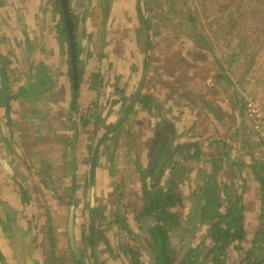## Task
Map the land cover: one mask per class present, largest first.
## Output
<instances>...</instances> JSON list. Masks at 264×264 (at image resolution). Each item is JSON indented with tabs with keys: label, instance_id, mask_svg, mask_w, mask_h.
<instances>
[{
	"label": "crops",
	"instance_id": "crops-1",
	"mask_svg": "<svg viewBox=\"0 0 264 264\" xmlns=\"http://www.w3.org/2000/svg\"><path fill=\"white\" fill-rule=\"evenodd\" d=\"M81 1L85 2V0H71V12L75 23L77 46L80 50L84 49L87 60L86 64L76 65L71 63L72 54L69 52L71 40L61 0H0V201L3 203L2 207L0 205V264H53L49 255L55 254L56 248L39 244V241L47 235L43 234L44 231L37 229L35 218L30 213V206H35L34 200H31V194L34 192L36 197L45 199L51 197L49 191L52 190V185L63 183V185L71 186L84 182L85 170L90 169L91 166L90 161H86L90 158L87 156L94 150L102 132H106L113 125L111 121L112 125L106 131L103 130L99 134L98 131L93 130V135L86 134L82 117L83 107L88 104L80 103L79 100L82 110L77 106L80 89L83 99L88 100L89 94L90 100L93 99L92 94L87 92L90 90L97 93L95 99L100 98L105 106L111 103L115 106L117 91H122L130 97L129 105L141 94H152L155 99L156 106L152 112L156 113V110L157 116L153 117L150 113L153 119L148 120L145 126L140 125V115L147 108L142 107L141 104L135 105L136 112L139 113L136 119L139 127L137 130L141 131L142 135L140 138L129 137L134 142L137 141L136 143H132L131 139H124L125 144L122 145V141H118L123 152H117L116 162L113 160L112 165L110 163L107 165L103 159L104 150H101L99 161L105 163V171H112L119 166L127 168L130 173L139 174H127L128 179L132 180L131 177L135 179L139 176L141 186L143 180H141L140 170L138 166L135 168L133 165L134 162L137 165L135 157L141 156V162L146 163L150 159L151 146V149L163 153L162 150L166 143L169 144L170 138L177 147L188 138L190 142L198 143L202 150L200 156L194 155L188 159L183 154L179 156L180 161L187 162L185 164L187 167L184 169L186 178L181 184L190 187L185 191L179 189L192 199L187 200L191 208H193V202L196 203L201 196L203 189L208 193L217 188L223 197L226 195L225 189L228 188H232L233 191L236 188L241 189L242 194L247 190L248 197L243 195L246 230L243 239L247 237L248 242L245 240L246 244L242 245L244 242L242 240L239 248L233 244L227 253L233 250L239 254L243 253L245 256L239 257L237 261L239 264V261L246 257L255 238L261 233L260 229L254 234L246 229L247 204L254 207L256 205L260 210L259 219L264 220V138L256 137L252 127L249 132L239 128L235 134L237 140L229 139L230 133L225 125L228 124L229 117L231 118V111L235 119L239 112L242 116L245 114L248 120L246 104H249V100L244 98L240 100L236 89H233L232 96L223 98L232 102L229 109L227 105L221 106L215 102L211 103V107L204 105L191 113L193 115L189 118V123H184L179 118L183 116L176 113L180 112V108L173 105L171 110L165 109L160 98L163 96L164 101H167L163 82L178 75L177 65L174 62H178L179 58L173 52L165 53L162 49L163 54H158L160 49L157 41L161 42L159 38L163 35L157 34L156 30L178 31L181 27L183 30L189 28V22L181 18V15L188 13L190 8L196 7V1L191 0L190 3L185 0H154V4L149 7V16L143 14L137 17L135 11V17L132 14L131 23L125 21L123 24L125 28H120L122 27L119 25L120 21L114 24L113 21L118 16L125 18L126 13L133 12L132 6L126 3L119 5L117 2L119 0H108L109 4L103 0L104 4L101 5L98 3L99 0H90L88 7H91V13L86 16L90 9L83 6ZM73 3L76 4L75 7ZM100 11L103 20L101 47H104L105 57L103 58L106 59L101 71L94 69L95 65L92 63L96 55L93 54L94 57H90V50L94 49V43L81 37L87 30L89 31L90 24L94 25L92 21ZM105 13H109L107 18L110 16L107 19V25ZM165 13L171 15V21L165 19ZM153 15L154 19L148 21ZM141 21L145 23L148 21V23L144 25ZM142 25L146 32L150 28L147 33L151 37L150 42L145 37L148 35L144 36L140 33ZM130 29L133 31L129 32ZM155 34L160 37H155ZM170 34L173 35V33ZM108 35L111 37H107ZM157 58L163 63L173 64L170 65L173 67L167 73H162L158 67L156 71L152 69L150 71L148 67L143 68L144 61ZM224 72L228 74L227 70ZM155 82L156 85L153 86ZM212 83L207 81L208 90L216 91L217 88H213L215 84L212 85ZM174 84L176 79L171 81V88L175 87ZM197 89L199 90L200 87ZM205 92L200 89V92L195 91L194 94L202 101ZM219 100V104H222V99ZM66 106L70 107L69 110ZM85 111L89 116L91 115L87 123L95 117V125L100 116L96 112ZM106 114L105 112V117ZM72 118L73 121H70ZM181 135H183L182 138ZM75 136H80L82 141L72 142L70 138L74 140ZM208 136L210 141L207 140ZM202 138L208 141L205 144L206 147H202L204 143L201 141ZM218 142H220L218 148L212 151V146H216ZM106 143L109 142L105 141L103 144ZM133 146L135 148L131 149ZM84 149L86 153L82 161ZM111 152L112 155L116 152L115 146L111 148ZM192 153H196L195 148ZM119 156L122 159L118 158ZM172 168L173 163H169L159 173L163 182L169 178ZM98 169L100 180L103 181L104 170H100L101 164H98ZM99 182L97 185H102ZM106 183L114 185L117 181L111 175ZM70 186L67 189H70ZM37 189L38 192H36ZM93 193L95 194V191ZM115 202L118 200L112 199L108 200L107 204L112 205ZM221 210L225 211V206ZM131 215L127 221L130 222L131 225H129L133 231L136 224L138 227L143 226L142 222H147L143 219L135 223ZM31 216L34 219L30 218ZM211 225L212 222L201 225L203 232L208 234ZM196 236H200L199 232ZM197 241L199 240L196 239L193 243L196 246ZM212 241L215 242L214 239ZM98 250L100 251L99 248ZM139 251L141 260L145 264H157L156 250L155 253H151L149 262L143 255V251ZM62 253H64L63 249L57 250V254ZM72 254L75 259L74 249ZM208 257L204 264H213L211 256L208 255ZM204 258L201 255V259ZM84 263L87 264L86 261ZM123 263L128 264L130 261L123 256Z\"/></svg>",
	"mask_w": 264,
	"mask_h": 264
},
{
	"label": "rangeland",
	"instance_id": "rangeland-1",
	"mask_svg": "<svg viewBox=\"0 0 264 264\" xmlns=\"http://www.w3.org/2000/svg\"><path fill=\"white\" fill-rule=\"evenodd\" d=\"M153 0H119L117 1L120 4L126 3L129 6L133 7V12L126 13L124 16L125 18L118 16L113 21V24L116 22H119V25L122 26L120 28H125V21H128L131 23L132 14H134L133 17H135V11L136 16L140 17L143 14H147L149 16L150 11V3ZM189 1L191 3V0H185ZM73 2V1H72ZM104 2H107L106 4H109L110 1L104 0ZM200 2V5L194 6L193 9L190 8L196 16L200 17V19L204 21L205 25L201 28L200 31H196L195 28H193L190 25V28H187L186 30H183V28H179L178 31H171V30H156V33L160 36H157L155 34V37H160V41L158 42V47L160 51H158V54H163L162 50L165 51V53H172L176 55L179 60L178 62H174V64L177 65L176 69L177 74L175 78L169 80L166 82V80L163 82L165 87V97L167 101H164V97L161 96L162 104L165 107V109L171 110L173 108V105L175 107L180 108V112H176L178 114H181L183 117H179L182 119V122L189 123V118L193 115L194 110H198L201 107L209 106L211 107V103H218V105H227V109L230 108L232 102L223 99L226 98V96L230 97L233 95V89H236V93L238 97L240 96V100L246 99L249 100L248 103H252L257 106L264 107V0H198ZM70 8H71V0H69ZM83 6L87 7V9H90V12L86 15L89 16L91 13V7H88V5L91 3L90 0H85V2H80ZM99 5L104 4L103 0H99ZM180 3V2H179ZM193 4V3H192ZM76 4L73 3V7H75ZM200 6V7H199ZM242 7L241 10L237 11V7ZM72 9V8H71ZM118 13V12H116ZM138 13V14H137ZM109 13H105L106 17V25L108 23L107 19L110 18V16L107 18ZM165 19H171V15H167L165 13L164 15ZM184 20H190L191 18L188 17V15L183 16ZM182 18V16H181ZM123 19V20H122ZM150 19H154V15L151 16ZM238 21V30L242 32L240 37V34L238 32H235L232 28V21L235 23ZM148 21L145 23L141 21V23H144L146 25ZM214 21V23H207ZM102 22L101 19V11L97 15V17H94L92 24H90L91 28H89V31L87 30L85 32V35L81 36L85 40H89L90 43H94V49L90 50V57L96 55V58L94 59L95 63L92 62L95 65L94 69L102 70V68L105 65L106 59L105 57V50L104 47H101L102 41ZM223 24H227V27L224 29ZM141 27V26H140ZM142 31L140 32L141 35H145L146 29L142 25ZM136 30V29H135ZM244 30V31H243ZM133 30H129V32H132ZM170 33H173L171 35ZM82 35V33H81ZM202 35H206L209 40V46H206L204 44H200L196 42L194 39L196 37H201ZM107 37H111V35H108ZM231 37H233L231 39ZM246 37V38H245ZM142 39V37H141ZM238 40V42H237ZM246 40V41H245ZM105 41V39H104ZM245 42H247V45L245 46ZM240 42V44H239ZM162 49V50H161ZM70 52V48H69ZM70 56V55H69ZM93 56V57H94ZM80 58H81V64H86V57L84 55V49L82 48L80 50ZM155 59V58H154ZM100 63V64H99ZM173 64H166L161 62L158 58L156 60H147L143 62V68L148 67V69L151 71L157 70V67L159 70H162V73H167L168 70L173 67L170 66ZM220 70H227L228 74L220 71ZM157 75V74H156ZM161 75V74H160ZM163 75V74H162ZM231 75V76H230ZM233 78L234 85H231L230 80ZM157 79V78H156ZM176 79L175 90L174 88H171V81ZM207 81L213 82L215 86L213 88H217L216 91L208 90V84ZM226 81V83L224 82ZM166 82V83H165ZM190 84L187 88H185L186 85ZM75 85V84H74ZM156 85V82L153 86ZM224 85L225 87L223 88ZM222 86V87H221ZM197 87H200V89L205 90L204 98L202 101L198 99L197 96H195V91L200 92V89L198 90ZM212 88V89H213ZM220 89V90H219ZM87 92L92 94L93 99L90 100V94L89 99H83L82 91L80 89L79 97L77 98V106L82 110V107L78 103L80 100V103L84 102V104H88L86 107H83V117H82V125L85 128V132L87 135H90L93 130H96L99 132L106 131L112 124L111 121H113V125L117 123L118 120H120V117L125 111H128L129 104H130V97L126 95V93H123L122 91H117L116 94L118 95L116 98L115 106L111 103L105 106V104L101 101V99H95L97 97L96 92H91L90 90H87ZM211 93H213L211 95ZM235 93V94H236ZM211 96V97H210ZM211 99V100H209ZM219 99H222V104H219ZM239 100V101H240ZM211 101V102H209ZM238 101V102H239ZM243 102V101H242ZM137 106V105H136ZM156 104L154 103L152 108ZM214 106V104H213ZM159 107L161 108L160 104ZM69 110V106H66ZM147 107V110L142 112L140 115V125L145 126L148 120L153 119V117L157 116L156 113H153V109ZM209 109V108H208ZM71 110V109H70ZM85 110L96 112L100 118L97 120V123L94 125V121L96 120L95 117L91 118L90 123H87V120L90 118L88 113H86ZM249 105L246 104V111L248 112ZM137 111V110H136ZM133 112V114L130 116V119L124 124V131L121 133L120 137H115L113 139L109 138L106 140L109 143L103 144L100 147V152L103 149L104 150V161L107 165H112L111 161L116 162L117 158V152L122 151L121 145L118 144V141H122V145L125 144L124 139H131L129 138L132 135L138 136V138L141 137L142 132L138 131L137 128H139L136 124L137 116H139V113ZM188 111V112H186ZM105 112L107 113L105 117ZM112 114H111V113ZM190 112V113H189ZM110 113V114H109ZM150 113L153 117H150ZM135 114V115H134ZM109 116V117H108ZM233 112L231 111V118L229 117L227 123L225 126H227V131L230 133L228 136L229 139L237 140L236 138V132L239 130V128L245 132H249L251 130L250 128L254 127V124L251 120V118L247 117L248 120L244 116L241 115V113L238 112V116L236 119L233 117ZM70 121H73V118L70 119ZM138 123V122H137ZM73 124V123H71ZM245 124V126H243ZM94 125V126H93ZM112 125V126H113ZM190 127V126H189ZM253 128V130H254ZM188 129V128H185ZM129 131V134L125 133ZM242 132V133H244ZM119 133V132H118ZM105 132H102L101 136L104 135ZM184 134V133H183ZM254 134L256 137H259V134L254 131ZM86 137L88 138V136ZM93 135V133L91 134ZM99 136V135H98ZM100 136V139H101ZM183 135H181L182 138ZM214 136V135H213ZM103 137V136H102ZM109 137V136H108ZM218 137V135H216ZM72 138V137H71ZM72 142L74 141H82L80 136H75V139H71ZM188 140V138L186 139ZM208 141H210L209 136L207 138ZM100 141V140H98ZM203 143L202 147H206V139H201ZM134 141L132 140V143ZM135 141L134 143H136ZM220 142L216 144V146H212V151L215 150V148H218ZM115 146L116 152H114V156L112 155L111 148ZM110 147V150H109ZM84 148V147H83ZM88 149V148H87ZM210 149V150H211ZM123 152V151H122ZM82 155V161L84 159L86 150H83ZM214 154V153H212ZM91 153L89 154L90 157ZM119 156L118 158H120ZM122 159V157L120 158ZM146 159V158H145ZM121 161V160H120ZM104 162H100L101 168L100 170H104L103 172V178L100 180V172L98 173L99 169L97 170V166L95 168V171L97 172V177L95 180L94 185H90V181L88 180V169L85 170V174L83 178L85 177V181L82 183H79L80 185H76L75 189H67L70 185H63V183H60V185H52V190L49 192L51 193V197H47L43 199L42 197H36L35 193L33 192L31 194V200H34L35 206H30V213L32 216L30 218L35 220V224L37 225V229L44 231L43 234H46V238H42L39 241V244L43 246L44 244L47 245V247L50 245L56 249V253L49 255L51 258V262L54 264L57 262H60L61 264H78L73 257V254L71 252L70 246H69V237H68V231H69V221L73 219L74 221V233H75V243L74 246H76V249L78 250V256L80 257V253H82V248L85 249L86 245L81 247L80 243L83 239V233L82 230L84 228L87 229L88 223L90 218L84 213V208L87 206L88 202L91 205V201L88 200L95 191V194L93 196V202L92 203H100L102 206L109 205L108 200L112 199H120L121 201V192L126 191V193H130L129 196L132 198V201L136 199V193L138 192L137 187H140V179L139 176H136L135 179L131 177L132 180L128 179L127 174L132 175H139L135 172L130 173L128 169L122 168L119 166L118 168H113L112 171H105L104 169ZM89 165V164H88ZM117 165V164H116ZM116 165L114 167H116ZM121 165V164H120ZM134 167L136 168L137 165ZM88 168V167H87ZM115 172V174H114ZM113 175V179L117 181V184L114 185H107V179ZM80 177V175H78ZM142 180V178H141ZM83 181V179H82ZM100 181V182H99ZM185 180H180L183 183ZM101 183L102 185H97ZM128 182V183H127ZM127 183V184H126ZM118 185H122V187H118ZM115 186V187H114ZM47 187V186H46ZM116 188V189H115ZM181 189L187 190L190 187L188 185H183L180 187ZM200 190V189H199ZM44 191V190H43ZM198 191V188H197ZM196 191V192H197ZM38 192V189L37 191ZM45 194V193H44ZM47 195H49L46 192ZM243 195H246L248 197L249 193L246 191L243 192ZM73 198H76V200L72 201ZM92 198V197H91ZM192 200L191 198L189 201ZM188 201V203H189ZM122 203V202H121ZM245 205V202L243 203ZM1 207L3 206V203L0 201ZM40 206V207H39ZM110 206V205H109ZM248 223L246 224V229L249 230L251 233H256L259 229L261 232L264 229V220H260V210L258 207L248 205ZM0 207V208H1ZM193 207H195V201L193 202ZM111 206L108 210L105 211V216L107 218L102 222V227L104 228L103 232H100L99 234L103 235L100 237V251L98 253V257L100 261L102 259L109 258L108 264H124L123 263V256L118 255L114 256L116 253L117 248L112 252L109 250V246H112L114 244L118 247L119 239L131 242V244L135 247V249H139L143 251V255H145L146 260L149 262L151 253H155L154 251L155 246L152 243L149 234V225L151 224L150 220H147L146 223L142 222L143 226H138L137 224L135 226V231L133 233L127 229L121 228H110L108 226L110 219L108 216V213L112 211ZM124 209V205L122 203V208ZM192 208L189 205L186 209L187 211H191ZM73 211V213H72ZM133 211V210H132ZM247 212V211H246ZM131 216H134V213H129ZM72 217V218H71ZM260 220V221H259ZM261 223V224H260ZM260 224V226H258ZM32 227V223H31ZM245 228V227H244ZM37 230V231H38ZM39 232V231H38ZM198 232L200 236H196V238L188 233L189 237H179L174 240L177 249L181 251V253H184L190 245H192L196 239L197 245L200 246L201 255L203 257H208V245H211L214 241L211 242L212 238L207 234L204 233L201 226L198 228ZM50 237V238H49ZM247 237L243 239L242 245L246 244ZM201 241H204L201 244ZM71 246H73L72 242ZM248 244V243H247ZM261 244H264V242H261ZM241 245V246H242ZM99 246V245H98ZM264 246V245H262ZM58 249H63L64 253L57 254ZM176 249V248H175ZM262 247H260L258 250H261ZM244 252V251H242ZM228 251L225 253L226 263L225 264H237V261L239 260V257H244L245 255L237 253L235 250H233L231 253L227 254ZM245 253V252H244ZM109 254V255H108ZM228 256V257H227ZM111 257V258H110ZM209 258V257H208ZM153 259V257H152ZM83 261L88 262V256L85 255L83 257ZM59 263V264H60Z\"/></svg>",
	"mask_w": 264,
	"mask_h": 264
},
{
	"label": "trees",
	"instance_id": "trees-1",
	"mask_svg": "<svg viewBox=\"0 0 264 264\" xmlns=\"http://www.w3.org/2000/svg\"><path fill=\"white\" fill-rule=\"evenodd\" d=\"M195 1L196 4L200 5L198 0ZM151 4H154V0L150 3V5ZM169 4L170 3L168 1V5ZM241 9L242 7L238 6L236 10L239 11ZM167 15L169 16L170 14L167 13ZM185 15H188V17L191 18L187 21L193 28L196 29V31H200L205 25L203 19L201 20L200 17L196 16L194 11L191 9H189L188 13L182 14V18H185L183 17ZM172 17H174V15H172ZM169 21H171V19ZM238 21L240 20L237 19L235 23L232 21L231 25L233 27L232 29L235 32H238L240 37H242V32H240L237 28ZM207 23H214V21ZM223 27L225 29L227 24H223ZM149 29L150 28L147 29L145 34L148 35V37L144 35L148 39V42L151 41L150 35L147 34ZM232 38L233 37H231V39ZM194 40L200 44L205 43L206 46H209L210 43V40L206 35L196 37ZM245 41L244 43L246 46L247 42ZM71 63L73 64L72 58ZM80 63L81 59L79 48L76 65H80ZM220 71L224 72V70ZM228 83L234 85L233 78ZM188 86H190V84L186 85L185 88ZM135 100V102L132 101L133 103L129 105L128 111H125L122 114L120 120H118L115 125L105 132L103 137H101L100 141L95 146L94 150L91 152L90 158L86 159V161H90L91 165L87 174L90 185H94L96 180L95 168L99 164L101 144L109 138L113 139L121 136V133L124 131V124H126V122L130 119L133 112L136 111L135 105L141 104L144 108H152L155 103V99L152 94L138 95ZM126 134H129V131H127L125 135ZM132 136L136 137V135ZM169 140V144L167 145L166 143L164 150H162L163 153L157 152L156 149H151V146L149 148L150 159L146 163L141 162V156L138 155L135 157V161L142 176L143 185H141L140 189H138V192L136 193L137 198L133 201H131L129 196L130 193H126V191L122 190L121 201L118 199V202L110 205L114 209L108 213L110 219L108 226L113 229L116 226L118 229L121 227L133 233V229L130 226L131 224L128 221L130 219L129 213H134L133 218L135 223L143 219H145V221H151L148 236L158 252L157 264H204L209 258L205 257L204 259H201V250L199 249V245L196 246L192 244L184 253H181V251L177 249L174 240L177 236L189 237L188 233L194 236L198 233V228L201 225L212 222L208 235L214 239L215 242L211 246L208 245L209 256H211L213 264H225V253L229 250V247L236 244V247L239 248L244 236L246 235V230L244 228L245 215L243 204L244 198L241 193L242 190L238 188H236L235 191H233L232 188L225 189L226 195L223 197L221 191L217 188L213 189L211 192L208 191V193L204 192L205 190L203 189L201 196L196 200L197 204L195 203V207H193L191 211L184 213L189 206L187 204L189 196H186L179 188L183 186L180 185V180H185L184 178H186V172L184 173V169L187 167V165L185 166L187 162L180 161L179 156L183 154L187 159L194 155L200 156L202 154V150L198 143L190 142V140H185L184 143H182L185 146L179 144V147L174 144L171 138ZM134 146L131 147V149H134ZM193 148H195L196 153H192ZM169 163H173V168L169 178L166 182H163V178L162 176H159V173L163 171ZM75 187L76 185H71L70 189H75ZM118 187H122V185H118ZM93 196L94 193H92L88 199L91 201V205L88 202L87 206L84 208V213L90 218V220L87 229L84 230L83 228L82 230L83 239L80 246L82 247L85 243L86 247L85 249L82 248L80 257L78 256V250L71 246L69 224V246L72 252L74 249V260L78 264H86L83 261V257L85 255L88 256L87 264H108L109 261V258L102 259L100 261L97 253L99 251L98 248L100 249V237L103 236L99 233L104 231V228L101 225L107 218L104 214L110 206H102L100 203L95 202L92 203ZM74 200H76V198L72 199V201ZM121 202L124 205L123 210L120 209L122 208ZM224 206L226 210L222 211L221 208ZM194 237L196 238V236ZM262 241H264V230L255 238V241L253 242L252 247L248 250L246 257L240 260L239 264H264V246L261 244ZM203 242L204 241H201V244ZM114 246H109V250L113 252L115 250ZM115 247L117 248L116 254H114L115 257L120 254L129 259L130 263L128 264H145L141 260L140 251L135 249L130 241L126 242L119 239L118 247L117 244ZM260 247H262V249L258 250Z\"/></svg>",
	"mask_w": 264,
	"mask_h": 264
},
{
	"label": "water",
	"instance_id": "water-1",
	"mask_svg": "<svg viewBox=\"0 0 264 264\" xmlns=\"http://www.w3.org/2000/svg\"><path fill=\"white\" fill-rule=\"evenodd\" d=\"M61 1H62V5L64 7L65 16H66V20H67V26H68L69 34H70L72 59H73V63L76 64L77 49L78 48H77V42L75 39V32H74V27H75L74 18H73L71 8L69 5V0H61ZM72 213H73V211H72ZM69 224H70V239H71V242L73 244V248L76 249V247L74 246L75 233H74V221H73V219H71L69 221Z\"/></svg>",
	"mask_w": 264,
	"mask_h": 264
},
{
	"label": "built area",
	"instance_id": "built-area-1",
	"mask_svg": "<svg viewBox=\"0 0 264 264\" xmlns=\"http://www.w3.org/2000/svg\"><path fill=\"white\" fill-rule=\"evenodd\" d=\"M248 115L251 118L259 138H264V107L254 105L249 102Z\"/></svg>",
	"mask_w": 264,
	"mask_h": 264
}]
</instances>
